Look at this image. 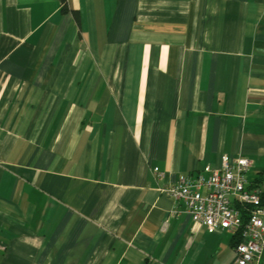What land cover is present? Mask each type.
I'll return each instance as SVG.
<instances>
[{
	"label": "crops",
	"instance_id": "crops-1",
	"mask_svg": "<svg viewBox=\"0 0 264 264\" xmlns=\"http://www.w3.org/2000/svg\"><path fill=\"white\" fill-rule=\"evenodd\" d=\"M241 155L264 0H0V264H239L161 190Z\"/></svg>",
	"mask_w": 264,
	"mask_h": 264
},
{
	"label": "built area",
	"instance_id": "built-area-1",
	"mask_svg": "<svg viewBox=\"0 0 264 264\" xmlns=\"http://www.w3.org/2000/svg\"><path fill=\"white\" fill-rule=\"evenodd\" d=\"M251 164L247 156L241 155L233 161L225 156L220 169L205 167L207 178L203 174L181 177L176 185L161 190L165 195L182 199L185 213L209 233L242 229V242L236 248L239 264H255L264 252V207L259 206L260 190L249 187ZM202 188H206V195L201 193ZM233 199L255 205L246 223L240 210L232 206Z\"/></svg>",
	"mask_w": 264,
	"mask_h": 264
},
{
	"label": "trees",
	"instance_id": "trees-1",
	"mask_svg": "<svg viewBox=\"0 0 264 264\" xmlns=\"http://www.w3.org/2000/svg\"><path fill=\"white\" fill-rule=\"evenodd\" d=\"M262 183L263 181H260V180L252 181L249 186L250 188H256L260 190L261 192L260 203H259L260 207H264V191L260 189ZM236 207L241 211L244 223L247 222V220L251 216L252 211L255 209V205L253 204L238 203ZM235 239H237V241L234 243V246L237 248V246L242 242V229L238 230L235 233Z\"/></svg>",
	"mask_w": 264,
	"mask_h": 264
}]
</instances>
